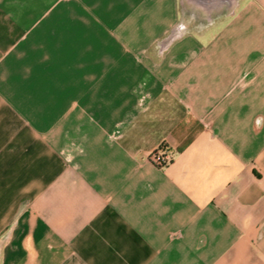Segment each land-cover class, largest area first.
I'll list each match as a JSON object with an SVG mask.
<instances>
[{
    "label": "crops",
    "instance_id": "crops-1",
    "mask_svg": "<svg viewBox=\"0 0 264 264\" xmlns=\"http://www.w3.org/2000/svg\"><path fill=\"white\" fill-rule=\"evenodd\" d=\"M0 264H264V0H0Z\"/></svg>",
    "mask_w": 264,
    "mask_h": 264
},
{
    "label": "built area",
    "instance_id": "built-area-1",
    "mask_svg": "<svg viewBox=\"0 0 264 264\" xmlns=\"http://www.w3.org/2000/svg\"><path fill=\"white\" fill-rule=\"evenodd\" d=\"M150 161L157 167L163 168L170 164L171 157L161 148L151 155Z\"/></svg>",
    "mask_w": 264,
    "mask_h": 264
}]
</instances>
